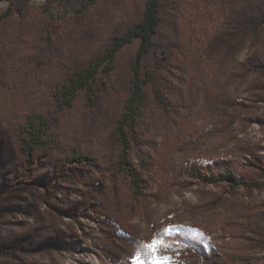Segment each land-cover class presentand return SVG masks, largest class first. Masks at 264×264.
Wrapping results in <instances>:
<instances>
[{"label":"rangeland","instance_id":"374dc122","mask_svg":"<svg viewBox=\"0 0 264 264\" xmlns=\"http://www.w3.org/2000/svg\"><path fill=\"white\" fill-rule=\"evenodd\" d=\"M43 2L26 0V18L4 29L22 38L21 46L6 40L12 53H37L41 31L53 35L43 64L26 68L20 83L48 110L58 79L139 20L142 0H99L67 23L53 17L55 5L39 15ZM166 2L165 103L146 89L135 131L118 127L122 73L97 84L93 105L53 111L56 132L28 161L16 133L0 130V264L147 262L142 246L154 238L170 245L158 254L175 264H264V23L257 37L234 33L235 12L264 14V0ZM9 5L0 0V15ZM119 133L143 180L137 193L119 165ZM223 170L259 186L232 187L219 179Z\"/></svg>","mask_w":264,"mask_h":264},{"label":"trees","instance_id":"16d2710c","mask_svg":"<svg viewBox=\"0 0 264 264\" xmlns=\"http://www.w3.org/2000/svg\"><path fill=\"white\" fill-rule=\"evenodd\" d=\"M10 3L4 14L0 15V130L16 133L19 147L28 161L37 148H42L47 134L56 132L58 117L53 111L65 113L73 109L77 103L84 101L93 105L98 83L107 84L113 74L122 73L124 98L118 116L119 129L124 125L131 131L137 129L145 102L146 89L150 90L160 104H164L166 90L163 71L169 59V42L163 36L164 10L166 0H142L139 20L116 30L108 37L102 52L93 55L88 63L79 64L58 79L54 87L51 108L33 102L28 89L20 86L24 81L26 68H34L43 64L52 50L54 37L46 28L38 39L37 53L22 49L18 53L6 48V40L21 46L22 38L18 33L6 34L4 26L13 17L24 19L28 11L23 5L26 0H6ZM99 0H44L38 13L45 19L51 15L52 6L56 9L53 17L60 22H68L72 18L85 19L86 15ZM234 33L241 34L237 38L242 41L248 37H257L264 23L261 9H249L235 12ZM15 46V47H16ZM17 55L14 57L13 55ZM104 76V80H102ZM118 134L121 150L119 165L128 177L130 188L134 193L144 186L139 171L128 161L125 153L127 145ZM135 137V135H133ZM81 162L89 163L85 155H78ZM220 180L228 182L232 187H258V183L247 180L230 170L220 172ZM214 181V179H211ZM89 205L81 211L89 209Z\"/></svg>","mask_w":264,"mask_h":264},{"label":"snow or ice","instance_id":"6c2138e0","mask_svg":"<svg viewBox=\"0 0 264 264\" xmlns=\"http://www.w3.org/2000/svg\"><path fill=\"white\" fill-rule=\"evenodd\" d=\"M170 229H164L163 233H158L157 237L160 235H167ZM197 237L202 236V234L197 233ZM143 248L147 249L151 254L150 260L147 262L141 260L140 256L134 257V264H175V261L170 256L159 255L160 248H168L170 245L166 244L163 239L154 238L151 243L143 245Z\"/></svg>","mask_w":264,"mask_h":264}]
</instances>
